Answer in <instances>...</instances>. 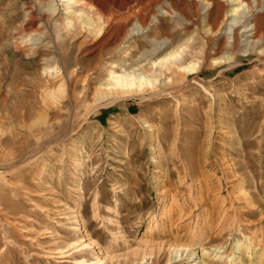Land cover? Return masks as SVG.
Instances as JSON below:
<instances>
[{"label":"rangeland","instance_id":"obj_1","mask_svg":"<svg viewBox=\"0 0 264 264\" xmlns=\"http://www.w3.org/2000/svg\"><path fill=\"white\" fill-rule=\"evenodd\" d=\"M123 1L0 0V264H264V38Z\"/></svg>","mask_w":264,"mask_h":264},{"label":"bare ground","instance_id":"obj_2","mask_svg":"<svg viewBox=\"0 0 264 264\" xmlns=\"http://www.w3.org/2000/svg\"><path fill=\"white\" fill-rule=\"evenodd\" d=\"M80 1L82 2V0H80ZM116 1L117 0H113V3H112L111 6L119 5ZM132 1L133 2L135 1L134 3H137V6H133L134 3H132ZM147 1H149V0H147ZM203 1L202 2H203V5L205 6V10H207L208 13H209V11L213 10L214 8H218V10H219L216 22L213 24V28H211V29H215L216 33H219L220 31H223L222 29H224L226 27L227 31L230 33V36H232L231 39L232 38L234 39L235 38V34H236V29L241 26L243 34L247 38L246 39L247 45L256 46V44L258 45V44L261 43L262 39L264 38L263 37L264 36V31H259L258 26L256 25V23L253 20L256 17V14H254V15L253 14L250 15V14L253 13L254 10H256V13L264 12V0H249V2H244V3L240 4V5H237L236 3H234L235 2L234 1L233 3L236 4V5H233L231 7V10H229V11L225 10L226 6L224 7L223 5H220L221 0H219V2L217 1L216 3L215 2H206L207 0H203ZM227 2H228V0H227ZM88 3H90L89 5L93 6L94 2L92 1V2H88ZM123 3L124 4L126 3L125 6H129L128 10L131 13V14H128V16L122 20L124 23L130 22L131 20L137 18L143 12L144 13L147 12L149 10V6H151L150 2L148 3L149 4V6H148V4H144L143 0H131V1L128 0V2L127 1L126 2L123 1ZM88 6H86V7H88ZM111 6H109V7L111 8ZM97 7L98 8H95L94 11L97 9V11L101 12L102 8L99 5H97ZM119 7H123V6L120 4ZM138 10L140 12H137ZM240 11H241V13H240ZM99 13H97V14H99ZM101 13L103 14V12H101ZM144 13L142 14V16L144 15ZM166 14L169 15V13H166ZM102 17H103V15H102ZM115 18H117V17H115ZM137 19L139 21H143V18L142 19L137 18ZM146 21H147V19H146ZM63 25H65V24H63ZM125 27H126V25H125ZM135 29L136 30H134V31L137 34H140L141 31L145 30V29L142 28V24L141 23H137L136 26H135ZM101 30L102 29H99L98 32H101ZM134 35H136V34H134ZM180 56H181L180 52L179 51H175V52L170 53L168 56H166V58H164V60L168 61L169 58L174 59V62H175L174 66L176 67V70H177V72L176 71L175 72L177 73L178 77L180 76L182 78H185L189 74H195L196 71H197V68H198V64L194 63V62L185 63ZM126 76H128V78H130L131 81H133V82L138 81L140 83H143L144 80H147V79H145L146 78L145 76H143V77L140 76V77H137V78L136 77H129V75H126ZM126 76H125V78L127 79ZM148 83L153 86V83H151L150 80H148ZM106 95H107V93H103L102 92L100 94L101 99L105 98Z\"/></svg>","mask_w":264,"mask_h":264}]
</instances>
